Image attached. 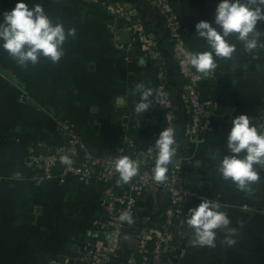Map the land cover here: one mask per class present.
I'll return each instance as SVG.
<instances>
[{
	"label": "crops",
	"instance_id": "1",
	"mask_svg": "<svg viewBox=\"0 0 264 264\" xmlns=\"http://www.w3.org/2000/svg\"><path fill=\"white\" fill-rule=\"evenodd\" d=\"M118 1L132 10V23L154 32L159 41L166 70L163 91L171 100L172 127L181 142L170 167H178L188 186L191 175L200 176L196 192L189 191L187 210L198 205L200 197L218 200L231 218L230 227L236 229V243L231 246L223 242L227 233L222 230H216L215 247L193 246L192 229L185 219L173 231L175 252L167 255V262L264 264V170L250 191L238 190L216 170L226 152L230 116L246 113L256 119L264 111V48L246 52L237 42L234 58L220 59L216 76L202 82L200 97L208 129L200 142H194L186 133L190 117L181 98L185 82L173 56V43L164 17L146 0H26L29 6L42 2L54 21L75 28L76 34L65 41L57 63L41 57L36 65L24 68L0 48V264H79L76 259L90 234L101 232L98 224L105 220V213L98 185H85L64 174L60 164L53 167L50 177L27 166L32 151L63 142L57 121L73 127L84 154L100 158L115 156L124 145L130 156L138 158L137 152L154 145L163 129L160 100L143 115L134 111L139 99L133 92L136 83L162 89L158 63L144 56L142 47L132 42V34L127 42L122 41L121 33L128 30L111 10ZM15 3L0 0V14ZM216 3L170 0L188 49L206 48L196 35L195 24L214 21ZM258 26L264 29V22ZM118 179L121 192L131 190L127 184H117ZM162 184L155 181L138 197L137 218L118 236L107 264L135 259L140 233L168 206ZM104 238L102 233L97 237L102 243Z\"/></svg>",
	"mask_w": 264,
	"mask_h": 264
},
{
	"label": "clouds",
	"instance_id": "2",
	"mask_svg": "<svg viewBox=\"0 0 264 264\" xmlns=\"http://www.w3.org/2000/svg\"><path fill=\"white\" fill-rule=\"evenodd\" d=\"M0 48L21 67L36 65L41 57L57 63L62 58L64 43L76 34L75 28H66L64 23L49 16L42 2L29 6L26 0H16L13 8L0 14ZM264 0H217L214 21L200 20L195 24L196 35L206 48L202 51L182 48L186 62L197 73L209 76L214 73L222 58L233 59L237 42L246 52L264 48ZM235 65H233L234 67ZM133 92L139 95L134 111L143 115L153 108L167 92L136 83ZM231 127L226 138V152L219 160L217 172L225 181H230L238 190L250 191L251 185L260 179L264 170V125L256 123L252 116L241 113L230 116ZM177 129L164 127L155 141L157 149L153 168V180L165 182L180 148ZM62 163L71 164L68 155ZM119 173L117 184H128L140 172L141 161L129 155L112 159ZM119 221L132 225L135 220L129 210H124ZM186 224L193 233V246H216L217 231L227 233L224 243H236V229L230 227L231 218L218 200L200 197L195 207L186 214Z\"/></svg>",
	"mask_w": 264,
	"mask_h": 264
},
{
	"label": "built area",
	"instance_id": "3",
	"mask_svg": "<svg viewBox=\"0 0 264 264\" xmlns=\"http://www.w3.org/2000/svg\"><path fill=\"white\" fill-rule=\"evenodd\" d=\"M159 14L164 17L168 38L174 46V59L179 63L181 75L184 79L183 94L181 95L183 104L186 107L190 122L186 128L187 135L194 141L200 142L203 132L208 129L207 111L205 103L200 97V85L202 82L213 79L216 76L214 71L209 76L197 73L190 66L182 55L181 49L187 48L180 33V25L173 17L170 0H146ZM113 15L123 22V29L132 34V42H137L144 51V56H148L157 62V76L160 87L163 91L162 82L166 77V70L162 64L159 41L154 32L143 31L140 25L132 23V10L127 8L124 3L118 1L112 6ZM169 96L160 98V103L164 109L163 128L172 127L174 114L171 111ZM259 125H264V111L255 119ZM57 126L64 140L61 144L53 147H45V150L32 151L27 156V166L37 169L43 176L50 177L54 166L60 164L64 174L76 177L85 185L95 184L101 188V206L105 213V220L99 223V234L102 233L105 241L100 242L98 231L90 234L86 245L80 250L76 261L79 264H107L116 249L117 238L128 228L126 222L122 223L118 217L124 210H129L134 219L137 218L138 197L154 185L153 168L156 159L157 149L154 145L144 146L137 157L140 158L141 166L139 174L127 185L130 191L117 193L114 181L119 176L112 159L117 156L129 155L126 147L118 148L116 155L111 158L90 157L83 152V146L79 135L71 125L64 121H57ZM82 154V159H77ZM68 155L72 163H62L61 157ZM130 156V155H129ZM169 179L163 182L161 190L166 195L168 206L159 211L157 216L159 222H154L151 227L140 233V242L137 256L141 255L140 260L131 259L125 264H163L162 256H168L175 252L173 231L176 225L182 224L186 219L187 203L191 193L188 190L187 180L178 170L177 166H171ZM149 246L151 248L149 249ZM167 264H169L167 262Z\"/></svg>",
	"mask_w": 264,
	"mask_h": 264
},
{
	"label": "water",
	"instance_id": "4",
	"mask_svg": "<svg viewBox=\"0 0 264 264\" xmlns=\"http://www.w3.org/2000/svg\"><path fill=\"white\" fill-rule=\"evenodd\" d=\"M131 33L130 32H128V31H125V32H122L121 33V35L120 36H122L123 38H122V41L123 42H127L128 40V37H129V35H130ZM203 83H201V85H202ZM199 180H200V176H199V174H193V175H191V179H190V184H189V186H188V188H189V191L191 192V193H195L196 192V190H197V183L199 182ZM194 197H192L191 199H193ZM178 252L179 251H176V254H178ZM162 263L163 264H167V257H166V255H163L162 256ZM174 262V261H173Z\"/></svg>",
	"mask_w": 264,
	"mask_h": 264
},
{
	"label": "trees",
	"instance_id": "5",
	"mask_svg": "<svg viewBox=\"0 0 264 264\" xmlns=\"http://www.w3.org/2000/svg\"><path fill=\"white\" fill-rule=\"evenodd\" d=\"M82 159V154L79 156V158L77 159V162H79ZM114 185H115V190L117 193H121V191L117 188L116 186V180L114 181ZM160 220V219H159ZM159 220H156V222H159ZM151 248V246H149V249ZM141 255L137 256V260H140Z\"/></svg>",
	"mask_w": 264,
	"mask_h": 264
}]
</instances>
